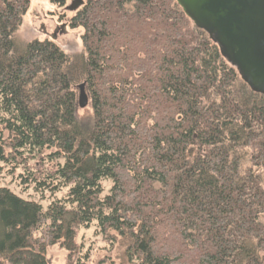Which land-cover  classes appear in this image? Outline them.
I'll use <instances>...</instances> for the list:
<instances>
[{
	"label": "trees",
	"instance_id": "16d2710c",
	"mask_svg": "<svg viewBox=\"0 0 264 264\" xmlns=\"http://www.w3.org/2000/svg\"><path fill=\"white\" fill-rule=\"evenodd\" d=\"M29 4L0 0V165L51 202L0 186V264H88L90 225L119 264H264V96L175 0H85L71 54L19 37Z\"/></svg>",
	"mask_w": 264,
	"mask_h": 264
},
{
	"label": "water",
	"instance_id": "95a60500",
	"mask_svg": "<svg viewBox=\"0 0 264 264\" xmlns=\"http://www.w3.org/2000/svg\"><path fill=\"white\" fill-rule=\"evenodd\" d=\"M194 26L217 45L221 56L256 94L264 96V0H175ZM83 0H72L76 11ZM84 84L77 106H88Z\"/></svg>",
	"mask_w": 264,
	"mask_h": 264
},
{
	"label": "rangeland",
	"instance_id": "374dc122",
	"mask_svg": "<svg viewBox=\"0 0 264 264\" xmlns=\"http://www.w3.org/2000/svg\"><path fill=\"white\" fill-rule=\"evenodd\" d=\"M71 1L68 0L63 7H58L51 0H30L29 8L23 16L19 29V37L23 41H52L69 54L80 52L82 30L80 28L72 29L68 24V19L74 13L68 9ZM76 93L77 97L78 89ZM75 115L77 120L84 125H88L92 121L90 105L83 109L76 107ZM34 163L35 161H32L29 165L34 167ZM43 168L52 169V164L46 163ZM10 170L9 167L0 165V186L8 188L23 200L39 203L45 209L51 202L50 194H41L35 191L32 186L21 185L18 179V174L22 173L21 170H16L14 173H10ZM109 188L110 184L105 183L104 192ZM75 243L82 252L89 253L88 264H119L116 259V247L111 251L112 247L108 244L105 235L100 234L93 225L87 228H78ZM46 259L49 264H67L68 254L60 247L53 246L47 249Z\"/></svg>",
	"mask_w": 264,
	"mask_h": 264
},
{
	"label": "bare ground",
	"instance_id": "6f19581e",
	"mask_svg": "<svg viewBox=\"0 0 264 264\" xmlns=\"http://www.w3.org/2000/svg\"><path fill=\"white\" fill-rule=\"evenodd\" d=\"M77 101H78V98H77ZM78 107V106H77Z\"/></svg>",
	"mask_w": 264,
	"mask_h": 264
}]
</instances>
